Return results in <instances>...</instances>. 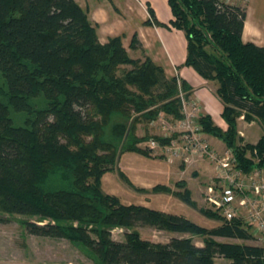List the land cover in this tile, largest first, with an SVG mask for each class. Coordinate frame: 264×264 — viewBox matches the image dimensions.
<instances>
[{
    "label": "trees",
    "instance_id": "trees-1",
    "mask_svg": "<svg viewBox=\"0 0 264 264\" xmlns=\"http://www.w3.org/2000/svg\"><path fill=\"white\" fill-rule=\"evenodd\" d=\"M168 3L171 25L187 39L185 65L209 82L224 104L227 129L205 115V131L234 150L240 169L264 168V134L257 143H245L238 129V118L244 117L264 131V46L243 40L246 8L220 0ZM149 14L157 22L152 9ZM137 48L142 46L135 36L132 49ZM143 56L133 59L121 37L103 44L76 0H0V72L8 85V105L0 101V212L48 220L29 221L26 228L35 236L83 244L97 264H217L218 257L229 264H264V248L246 243L253 236L243 224L198 209L184 181L175 184L183 191L164 185L148 191L136 189L119 172L132 188L173 195L220 225L210 229L183 215L125 205L103 190L102 177L117 169L121 154H153L140 146L138 125L162 115L181 119L180 87L191 97L185 81L168 78L145 51ZM41 94L48 107L35 111L30 100ZM9 106L35 117L17 127ZM115 117L123 120L107 139ZM117 227L126 228L124 241L112 238ZM138 227L189 236L155 243ZM196 235L204 237L203 246L194 243Z\"/></svg>",
    "mask_w": 264,
    "mask_h": 264
},
{
    "label": "crops",
    "instance_id": "crops-1",
    "mask_svg": "<svg viewBox=\"0 0 264 264\" xmlns=\"http://www.w3.org/2000/svg\"><path fill=\"white\" fill-rule=\"evenodd\" d=\"M76 1L86 11L91 23L96 26L99 39L103 44L111 38L121 37L123 46L129 53L136 54L145 51L148 57L164 69L168 78L177 77L178 80L185 81L191 87V97L201 102L204 114L209 115L214 123L223 130L227 129L222 118L224 104L214 93L213 86L194 72V69L185 65L188 53L187 39L183 31L177 30L171 25L173 15L168 0ZM149 9L153 10L157 22L150 20ZM248 17L247 10V19ZM247 19L243 40L256 44L255 38L252 36L256 34V31L263 35V27L258 25L256 31L252 33L254 35H251L248 32ZM135 36L142 46L140 49H132V41ZM256 45L264 46L260 43ZM211 137L209 136V138ZM213 146L216 147L214 144ZM225 147L224 144L223 148ZM120 171L136 189L150 191L158 185L174 188L177 181L185 175V170L177 162H169L154 154L147 156L138 152H124L119 157L117 169L105 173L102 177V188L106 193L117 196L125 205L144 206L186 217H188L187 213L190 209L201 214L197 209L173 195L145 193L132 188L120 176ZM217 226L209 227L211 229ZM143 228L168 234L169 240L172 237L189 236L158 231L150 227ZM152 241L157 243L155 240ZM197 246L202 245L197 244Z\"/></svg>",
    "mask_w": 264,
    "mask_h": 264
},
{
    "label": "rangeland",
    "instance_id": "rangeland-1",
    "mask_svg": "<svg viewBox=\"0 0 264 264\" xmlns=\"http://www.w3.org/2000/svg\"><path fill=\"white\" fill-rule=\"evenodd\" d=\"M230 4L246 8L249 12L247 19L251 35L256 31L258 25L263 27V35L257 33L255 38L256 44H264V0H231ZM132 53V52H131ZM130 54L133 59L143 61L145 57L142 52ZM130 68L131 66H127ZM192 68V67H191ZM193 69V68H192ZM196 72V70H193ZM197 73V72H196ZM217 88V85H215ZM0 88L4 94H0V101L8 105L6 93L8 92V85L5 77L0 72ZM32 108L37 110H44L48 107V101L45 96L41 94L36 98L30 100ZM10 117L15 126L26 127L29 119H34L35 115H30L27 112H16L13 107L9 106ZM123 120L120 117H115L110 126L107 128V139H110L112 128L118 122ZM167 121L163 123V121ZM173 119L162 115L155 123L142 122L138 125L137 136L142 139L140 146H147L150 140H158L161 142L164 136L172 135L170 133ZM239 132L244 134L245 143H257L264 134L258 121H248L246 119L238 118ZM240 134V133H239ZM147 137H146V136ZM209 141L213 143L217 150L223 148L224 143L219 138L211 137ZM224 149V148H223ZM222 150V149H221ZM177 164L185 170V175L177 182H185V187L191 191V197L198 205V209L216 211L214 207L207 201L209 188H215L213 182L214 170L208 163L198 164L194 167L187 168L182 161L177 160ZM200 166L199 170L198 167ZM197 168V169H196ZM204 168V169H203ZM175 191H183V188L174 186ZM197 209V210H198ZM199 211V210H198ZM200 212V211H199ZM201 213V212H200ZM188 219L195 224L210 228L220 223L215 219H209L202 214L190 209L188 210ZM0 264H97L95 254H93L87 247L81 243L73 242L68 239H57L51 237H40L29 233L26 228V223L29 221L45 224L48 220L42 219L38 216H23L17 214H10L0 212ZM77 227L79 224L74 223ZM210 226V227H209ZM92 226L88 227L90 230ZM149 228L138 227L142 233V237L147 240H155L157 243L168 242V234L153 232ZM126 228L117 227L112 232V238L117 241H124V232ZM95 238V234L91 233ZM194 243L197 245H204V237L200 235L192 236ZM219 241L243 243V241L236 239L216 238ZM246 243L254 244V241H247ZM217 264H229V261L223 258L216 259Z\"/></svg>",
    "mask_w": 264,
    "mask_h": 264
},
{
    "label": "built area",
    "instance_id": "built-area-1",
    "mask_svg": "<svg viewBox=\"0 0 264 264\" xmlns=\"http://www.w3.org/2000/svg\"><path fill=\"white\" fill-rule=\"evenodd\" d=\"M220 1L230 4L231 0ZM180 99L183 117L172 121V135L164 136V143L150 140L145 147L169 162L182 161L187 168L202 163L211 165L216 186L209 188L207 201L226 221L239 220L253 236L252 241L264 248V168L251 172L240 169L232 148L217 150L209 141L202 123L205 114L201 102L187 98L181 87ZM254 161L259 163L257 158Z\"/></svg>",
    "mask_w": 264,
    "mask_h": 264
}]
</instances>
